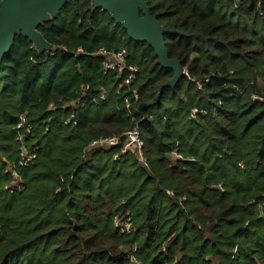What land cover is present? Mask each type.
I'll list each match as a JSON object with an SVG mask.
<instances>
[{
  "label": "trees",
  "instance_id": "16d2710c",
  "mask_svg": "<svg viewBox=\"0 0 264 264\" xmlns=\"http://www.w3.org/2000/svg\"><path fill=\"white\" fill-rule=\"evenodd\" d=\"M148 7L179 33L174 88L92 0L39 27L50 51L18 37L0 64V264H264V0ZM101 49L126 69L106 72ZM135 129L143 159L123 151Z\"/></svg>",
  "mask_w": 264,
  "mask_h": 264
},
{
  "label": "water",
  "instance_id": "95a60500",
  "mask_svg": "<svg viewBox=\"0 0 264 264\" xmlns=\"http://www.w3.org/2000/svg\"><path fill=\"white\" fill-rule=\"evenodd\" d=\"M94 10L102 9L122 24L129 38L137 43H146L154 49L158 64L172 69L174 77L165 88H174L185 71L177 59H170L166 48V37L178 35L175 30L160 24L157 17L149 14L148 0H92ZM71 0H1L0 2V64L10 54L18 37L29 40L40 52L52 46L47 43L38 29L57 15ZM139 106V112L145 108ZM172 159V156L168 157Z\"/></svg>",
  "mask_w": 264,
  "mask_h": 264
},
{
  "label": "built area",
  "instance_id": "2783aa9c",
  "mask_svg": "<svg viewBox=\"0 0 264 264\" xmlns=\"http://www.w3.org/2000/svg\"><path fill=\"white\" fill-rule=\"evenodd\" d=\"M79 52L82 53L81 50H79ZM97 56L102 57L104 59L103 66L106 72L110 70H117L119 73H122L126 69L125 67V58L127 56L126 52L111 54L107 50L101 49L97 53ZM130 70H131V75H130V80H128L129 82L133 80L134 73L136 71L135 69H130ZM87 91H89V89L84 90L81 95L83 98L87 100L88 103L91 104L96 101V98H93L90 94L87 93ZM101 100H105L104 94L101 96ZM129 107L130 105L127 106V108ZM119 145H121V141L119 138H109V139L93 142L88 147V149L90 151L100 149V148L108 150L112 147H117ZM142 148H143V142L140 138L139 131L135 129L129 132L126 135V141L124 142V145H123V151L137 152V155L140 157V159H143ZM31 159L32 158H29V161ZM119 222L120 221L116 220L115 222L116 227H118L119 229L120 228L123 229L125 233L130 232L131 225L129 222H126L123 226ZM130 264H140V263L137 260V258L133 256L130 258Z\"/></svg>",
  "mask_w": 264,
  "mask_h": 264
}]
</instances>
